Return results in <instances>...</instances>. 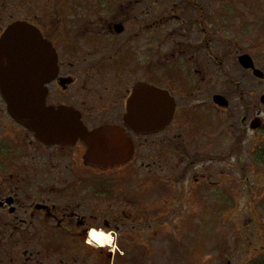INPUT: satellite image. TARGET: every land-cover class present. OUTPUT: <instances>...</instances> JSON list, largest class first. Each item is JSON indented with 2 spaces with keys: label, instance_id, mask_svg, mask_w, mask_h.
<instances>
[{
  "label": "flooded vegetation",
  "instance_id": "flooded-vegetation-1",
  "mask_svg": "<svg viewBox=\"0 0 264 264\" xmlns=\"http://www.w3.org/2000/svg\"><path fill=\"white\" fill-rule=\"evenodd\" d=\"M2 1L0 40L14 23L24 22L35 29L57 57V76L44 86L45 107L65 110L68 124L77 118L88 134L100 135L96 141L99 147L108 146L114 151L99 153L92 141L87 143L72 133L60 145L42 142L9 116L0 96L6 111L3 117L10 121L0 122V264L135 262L136 254L132 256L126 246H145L143 236H138L136 242V233L145 229L151 205H141L134 195L128 197V187L132 186L135 193L136 189L146 190L148 183L132 176L134 166L160 164L161 179L166 181L167 172L174 175V171L166 169L165 163L178 166L180 157L175 154L190 155L197 137L204 132L202 117H189L187 112L196 107L230 106L228 96L211 95L214 71L222 68V63L214 67L210 57L212 43L217 38L228 39L229 32L215 34L209 29L213 21L205 12L200 13L195 22H200L204 35L201 46L194 47L196 51L189 55L178 53V57L169 58L168 53L161 54L159 47L153 48V0ZM184 2H192L193 7L200 5V0H181ZM173 3L174 0L165 4L157 0L154 5L165 7ZM183 43L173 42L174 51ZM205 47L210 60L206 64L199 62V52ZM240 48L235 57L237 68L263 82L255 75L263 73L257 59L244 52L246 48ZM243 56L250 57L252 67L240 64ZM144 87L153 90L158 98L148 95ZM135 113L148 117L147 135L130 129L134 128ZM243 120L240 118L239 123ZM251 128H262L259 117ZM240 132L243 134L244 130ZM204 133L205 138H213V132ZM219 134L231 139L227 130ZM24 142L34 150V156L27 157L33 159L28 163L30 168H25L27 174L21 168L25 162L19 164L24 160L19 158ZM251 153L256 156L251 162L264 163V143L255 144ZM180 160L184 165V159ZM210 161L206 158L203 166ZM241 163L240 159L238 164ZM107 165L110 166L103 167ZM187 166L198 164L189 162ZM159 184L150 181L146 195L155 192ZM175 199L176 210H195L189 202L199 197L192 192V197L182 194L175 195ZM167 204L164 199L154 207L163 210ZM137 209L146 210L145 214L137 218L132 211ZM127 210H131V215L126 217ZM93 229L112 235L111 249L88 243Z\"/></svg>",
  "mask_w": 264,
  "mask_h": 264
},
{
  "label": "rangeland",
  "instance_id": "rangeland-1",
  "mask_svg": "<svg viewBox=\"0 0 264 264\" xmlns=\"http://www.w3.org/2000/svg\"><path fill=\"white\" fill-rule=\"evenodd\" d=\"M155 1L150 16L153 48L159 47L161 54L168 53L169 58L178 57V53L189 55L196 51L194 47L201 46L199 43L204 41V35L201 34L200 22H195L197 17H201L200 13L205 12L203 14L213 21L209 29L215 30V34L229 32L228 39L217 38L212 43L210 57L214 67L222 63V68L214 71L211 95L228 96L230 106L214 109L196 107L187 112L189 117H202L204 132H213L214 135L207 139L202 132L197 137L194 151L190 152L192 157L188 152L185 157L175 154L184 159V165L180 159L178 166L166 162V169L174 171V175L167 172L166 181L161 179L160 164L134 166L132 176H139V181L160 184L150 195H146L148 183L146 190L136 189L135 193L132 186H127L128 197L136 196L141 205L146 203L151 205V209L146 214L145 229L136 233V242L138 236H143L145 246H126L132 256L136 254L135 262L126 261V264H264V246L260 253L256 251L258 241H264V163L256 165L251 162L256 157L251 153L255 144L262 146L264 143V105L260 101L264 95V81H255L235 65L240 47L246 48L243 51L254 55L264 74V0H200V5L195 7L192 2L183 4L181 0L162 7L154 5ZM159 2L165 4L170 0ZM173 42L184 43L174 51ZM206 47L199 52V62L205 64L210 62ZM4 109L0 101V122L2 119L10 122L3 117L6 114ZM256 117L262 121V128L257 130L251 128ZM240 118L244 119L243 123H239ZM224 130L231 139L219 134ZM21 153L19 158L24 160L19 164L25 162L21 168L23 174H27L25 168H30L28 163L33 159L28 158L34 156V150L24 142ZM206 158L211 159L208 169L202 164ZM240 159L242 165L238 164ZM189 162L198 166H187ZM120 179L124 178L120 176ZM192 192L199 197L189 202L193 203L195 210H176L175 195L192 197ZM164 199L168 200L167 209H155L154 206ZM174 202L176 205L170 204ZM129 204L132 208V201ZM132 211L139 218L146 210ZM129 212L131 210L126 211V217L131 215Z\"/></svg>",
  "mask_w": 264,
  "mask_h": 264
},
{
  "label": "water",
  "instance_id": "water-1",
  "mask_svg": "<svg viewBox=\"0 0 264 264\" xmlns=\"http://www.w3.org/2000/svg\"><path fill=\"white\" fill-rule=\"evenodd\" d=\"M240 64L245 68L252 67L249 56L241 57ZM57 71L56 55L31 26L16 23L9 27L0 40V95L13 120L47 144L60 145L72 133L87 143L92 141L99 153L114 151L108 146L99 147L96 141L100 140V135L88 134L77 118L72 125L68 124L65 110L55 111L45 107L44 86L57 76ZM255 75L263 78L261 72ZM143 91L158 98L151 89L148 91L144 87ZM261 101L264 104V96ZM139 115H132L134 128L130 129L136 134L147 135L148 117ZM154 119L150 117V120Z\"/></svg>",
  "mask_w": 264,
  "mask_h": 264
},
{
  "label": "clouds",
  "instance_id": "clouds-1",
  "mask_svg": "<svg viewBox=\"0 0 264 264\" xmlns=\"http://www.w3.org/2000/svg\"><path fill=\"white\" fill-rule=\"evenodd\" d=\"M90 239L88 240V243L91 244L95 242L98 245H107V244H114L113 238L111 234L105 235L104 232L92 230L89 233Z\"/></svg>",
  "mask_w": 264,
  "mask_h": 264
},
{
  "label": "trees",
  "instance_id": "trees-1",
  "mask_svg": "<svg viewBox=\"0 0 264 264\" xmlns=\"http://www.w3.org/2000/svg\"><path fill=\"white\" fill-rule=\"evenodd\" d=\"M262 246H264V241H258V244L256 245V251H257V253H260L261 251V249H262ZM248 249V248H247ZM258 251H260V252H258Z\"/></svg>",
  "mask_w": 264,
  "mask_h": 264
},
{
  "label": "bare ground",
  "instance_id": "bare-ground-1",
  "mask_svg": "<svg viewBox=\"0 0 264 264\" xmlns=\"http://www.w3.org/2000/svg\"><path fill=\"white\" fill-rule=\"evenodd\" d=\"M106 235V234H105ZM95 243V242H94ZM96 245H98V244H96ZM99 247H101V248H107V247H109L110 246V244H107V245H98ZM111 247V246H110Z\"/></svg>",
  "mask_w": 264,
  "mask_h": 264
}]
</instances>
